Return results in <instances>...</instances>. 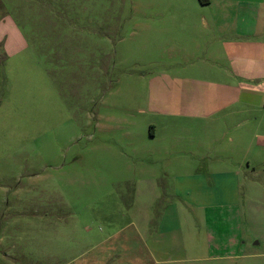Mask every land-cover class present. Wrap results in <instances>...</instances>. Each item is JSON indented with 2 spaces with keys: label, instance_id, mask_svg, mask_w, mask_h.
Returning a JSON list of instances; mask_svg holds the SVG:
<instances>
[{
  "label": "rangeland",
  "instance_id": "1",
  "mask_svg": "<svg viewBox=\"0 0 264 264\" xmlns=\"http://www.w3.org/2000/svg\"><path fill=\"white\" fill-rule=\"evenodd\" d=\"M172 4L195 0H0L7 27L0 43V264H123L124 248L136 260L143 246L135 234L148 215L155 227L159 213L167 234L180 244L183 233L188 247L202 232L191 220L204 215L182 200L202 208L210 201L211 210L229 215L236 197L249 210L239 222L248 246L231 258L234 249L214 241L207 264H264L248 256L249 249L264 253V209L256 208L264 205V171L220 175L224 162L232 164L220 154L225 140L207 142L225 134L179 115L189 112L191 78L207 77L189 69L184 52L170 58L165 51L156 9ZM188 45L174 46L179 53ZM159 81L178 86L158 95ZM155 97L180 105L157 112ZM210 224L232 232L228 222ZM205 257L189 254L175 264H206Z\"/></svg>",
  "mask_w": 264,
  "mask_h": 264
},
{
  "label": "crops",
  "instance_id": "2",
  "mask_svg": "<svg viewBox=\"0 0 264 264\" xmlns=\"http://www.w3.org/2000/svg\"><path fill=\"white\" fill-rule=\"evenodd\" d=\"M255 1L252 0L250 5L244 6V0H195V4L189 6L172 4L156 9V14L160 18L156 31L160 39L166 41L168 47L165 51L169 57L182 55L184 52L189 56L186 57V61L193 62L189 64V69L207 77V80L191 78L189 91L191 97L186 103L189 112L185 114L182 111L179 115L202 118L207 121L208 133L225 134V137L220 136V140L207 142L209 146L210 143L216 144L225 140L223 141L225 147L220 154H225L232 164L224 162L220 175L240 176L264 171V41L261 42V38L264 37V0ZM6 32V24L0 21V43L3 37L7 36ZM186 40L192 41L193 45H188L177 53L174 45ZM23 43L24 40L20 41V47ZM170 82L174 83L173 80ZM171 83L167 85L166 82L159 81L154 87L156 94H162V88H168L173 93L172 89L178 85ZM168 90H164V93ZM178 105L180 104L174 103L171 106V100L164 102L157 97L151 102V106L155 107L157 112L163 111L166 114H171ZM212 168L206 167L210 171ZM148 184L149 189H153L154 197L158 199L156 184L152 181ZM236 187L240 191L243 183H237ZM255 188L254 185L250 191ZM175 195L180 197L177 193ZM251 196L249 193V197ZM182 202L194 209L198 208L203 213L200 222L194 219L190 224L191 228L202 229L198 234L201 240L199 242L191 240L190 245L186 247L183 244L182 233V243L176 244L172 230H168L170 235L164 230V216L161 215L160 218L159 213L158 223L154 227L156 220L151 217L152 215H148L142 222V228L135 234L143 246L139 250L140 255L133 260L130 256L134 253L131 248H124L128 258L122 262L123 264H175L186 259V255L201 253L206 256L202 262L207 264V253L214 248L212 245L214 241L217 242L219 250L234 249L235 254L230 256L231 258L244 255L243 251L248 245L245 236H241L239 222L242 212L248 213L249 210L242 206L238 197L232 201L233 204L227 205L231 207L229 215L225 211L221 213L211 210L210 201L203 208L189 203L192 202L190 199ZM150 207L152 208L151 204ZM256 208L264 209V205L259 204ZM214 220L230 223L232 232L229 235H222L213 230L210 223ZM165 235L169 236L168 244L164 242ZM227 238L229 241H225ZM249 251L250 249L248 256L252 258L264 257V253ZM177 254H182L183 258H176L174 255Z\"/></svg>",
  "mask_w": 264,
  "mask_h": 264
}]
</instances>
